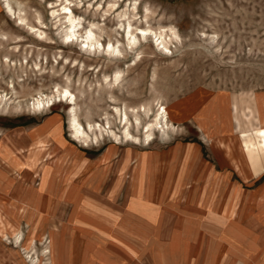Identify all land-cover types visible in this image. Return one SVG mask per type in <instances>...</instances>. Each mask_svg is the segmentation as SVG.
<instances>
[{"label": "rangeland", "instance_id": "1", "mask_svg": "<svg viewBox=\"0 0 264 264\" xmlns=\"http://www.w3.org/2000/svg\"><path fill=\"white\" fill-rule=\"evenodd\" d=\"M7 1L0 264H264V0Z\"/></svg>", "mask_w": 264, "mask_h": 264}, {"label": "bare ground", "instance_id": "2", "mask_svg": "<svg viewBox=\"0 0 264 264\" xmlns=\"http://www.w3.org/2000/svg\"><path fill=\"white\" fill-rule=\"evenodd\" d=\"M5 1V5H6V7H7V9H8V11H10V12H12V8L10 7V5H9V3H8V1L7 0H4ZM63 9H65V10H68V24H69V35H68V37H75L74 35H75V32H74V29H75V27L77 26V23L78 22H76V17L72 14V11H71V9L69 8V6H65ZM135 9H136V7H135ZM67 14V13H66ZM24 19V18H23ZM23 19H19V20H23ZM22 22V21H21ZM129 27H130V24H129ZM142 30V33H145V32H147V30L146 29H141ZM127 36L129 37V45L131 46V47H133L132 45H134V43H135V40H134V38H133V34H132V31H127ZM73 41H74V39H73ZM83 47H86V48H89V49H91V50H94V51H98L99 49H104V47H102V44L100 43V41L99 40H97L94 36H93V32L90 30V31H88V36L86 37V39L83 41ZM105 49H106V47H105ZM100 51V50H99ZM106 53H108L109 55H111V56H118L117 55V53H119L120 52V50L117 48V47H115V46H113V45H109V47L106 49V51H105ZM118 80V79H117ZM60 98H61V100H63V101H66V102H68V103H70V104H74V103H76V99H75V96H74V94L73 93H71L68 89H65L61 94H60ZM0 102H1V99H0ZM36 103H38V106L40 107V106H42V101H40V100H38ZM74 116V115H73ZM161 116V115H160ZM127 117V116H126ZM125 117V118H126ZM138 118V117H137ZM158 118H159V115H158V117H157V120H158ZM128 121V120H127ZM126 121V122H127ZM128 123V122H127ZM127 123H125V124H127ZM139 123V122H138ZM151 124V123H150ZM128 125V124H127ZM80 124H79V122L78 121H76V116L74 117V120H73V123H72V126L71 127H73L72 128V130L74 129V131H75V135L74 136H76L77 138H79L80 137V135H82L83 133H82V131L81 130H83V129H80ZM82 127V126H81ZM148 127H149V124H148ZM83 128V127H82ZM93 128V127H92ZM128 128V127H127ZM94 129V128H93ZM149 129L150 130H152L153 129V125L151 124L150 125V127H149ZM127 130V129H126ZM84 132V131H83ZM82 133V134H81ZM85 134V133H84ZM127 135L128 136H130L131 134H130V132L128 131L127 132ZM151 135V134H150ZM149 135V136H150ZM83 136V135H82ZM131 137V136H130ZM129 137V138H130ZM133 137V136H132ZM82 138V137H81ZM246 142V141H245ZM247 145V144H246ZM247 149V148H246ZM250 150V149H249ZM238 166V165H237Z\"/></svg>", "mask_w": 264, "mask_h": 264}, {"label": "crops", "instance_id": "3", "mask_svg": "<svg viewBox=\"0 0 264 264\" xmlns=\"http://www.w3.org/2000/svg\"><path fill=\"white\" fill-rule=\"evenodd\" d=\"M4 1V0H3ZM4 3H5V1H4ZM259 130H264V127H261V128H259L258 129V131H257V138H258V141L257 142H254V141H251L252 143H251V145H250V154H251V160H252V163H253V166H255V165H257L258 163H260V160H261V157L260 156H262V159L263 160H261L262 161V163H263V165H262V168H264V153H260V156L258 155V154H254V153H256V151L260 148L262 151H264V133H260V131ZM253 144V145H252ZM249 152V151H248ZM231 160V159H230ZM236 162V161H235ZM237 163V162H236ZM237 165H238V163H237ZM233 166L235 167V165L233 164ZM238 167H239V165H238ZM236 168V167H235ZM237 169V168H236ZM238 171H239V173H240V171H241V168L239 167V169H237ZM252 171H253V169H252Z\"/></svg>", "mask_w": 264, "mask_h": 264}]
</instances>
